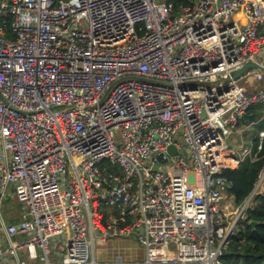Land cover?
Returning a JSON list of instances; mask_svg holds the SVG:
<instances>
[{"label": "built area", "instance_id": "built-area-1", "mask_svg": "<svg viewBox=\"0 0 264 264\" xmlns=\"http://www.w3.org/2000/svg\"><path fill=\"white\" fill-rule=\"evenodd\" d=\"M262 25L264 0H0V204H24L0 264H108L115 236L145 258L110 264L219 263L264 181L235 205L223 174L253 158L226 140L264 113V69L231 75L264 67Z\"/></svg>", "mask_w": 264, "mask_h": 264}, {"label": "trees", "instance_id": "trees-1", "mask_svg": "<svg viewBox=\"0 0 264 264\" xmlns=\"http://www.w3.org/2000/svg\"><path fill=\"white\" fill-rule=\"evenodd\" d=\"M179 2L180 0H175ZM261 113V105L252 106L240 120L248 123ZM264 130V122L258 127ZM258 136L252 140L253 158L245 157L236 166H225L223 174L231 180L228 189L235 205H240L252 191L260 169L264 166V136L257 149ZM254 206L246 210L234 232L228 236L220 249L217 264H264V181L263 191L254 194ZM254 221L255 224H251Z\"/></svg>", "mask_w": 264, "mask_h": 264}, {"label": "rangeland", "instance_id": "rangeland-1", "mask_svg": "<svg viewBox=\"0 0 264 264\" xmlns=\"http://www.w3.org/2000/svg\"><path fill=\"white\" fill-rule=\"evenodd\" d=\"M260 28L261 31L264 32V25H262ZM263 52L264 49L262 53ZM259 122H264V113H262L260 117L257 116V118L251 122H240L238 125V131L241 135V139H239V141L243 144L251 146L252 140L258 136V131L260 129L257 127ZM181 142L182 146L179 148V153L184 156L185 160L191 165L193 162L189 155L188 146L183 140H181ZM23 206V202H20L14 193V186L12 182L8 183L5 188L3 200L0 204V212L4 221L6 223L17 221ZM14 238L18 237L14 236ZM107 240L105 242L96 241L94 243V258L98 262L110 264L114 261L116 253H120L125 261L141 263V261L144 260L145 249L135 238L115 236L108 238ZM18 254L20 257H22L21 251H19Z\"/></svg>", "mask_w": 264, "mask_h": 264}, {"label": "crops", "instance_id": "crops-1", "mask_svg": "<svg viewBox=\"0 0 264 264\" xmlns=\"http://www.w3.org/2000/svg\"><path fill=\"white\" fill-rule=\"evenodd\" d=\"M263 53H264V52H263ZM263 53H261V55H260L261 59L264 58V54H263ZM239 139H241V135H240V133H239V131H238L237 134H233V135L229 136V137L227 138V140H226V143H227L228 147L232 148V147H234L235 145L240 144ZM251 148H252V147H251ZM236 165H237V164H236ZM236 165H234V166H236ZM262 191H263V186L260 188V191H259V192H262ZM109 213H111V211L108 210V211H107V214H109ZM112 213H113V211H112ZM127 238H134V237H127ZM113 239H114V238H113ZM109 240H110V239H109ZM109 240H107V241L110 242ZM144 258H145V257H144ZM115 261H121L122 263H131L130 261H125V260L123 259V257L121 256L120 253H116L115 259H114V261L111 262V263H115ZM142 261H143V260H142Z\"/></svg>", "mask_w": 264, "mask_h": 264}, {"label": "water", "instance_id": "water-1", "mask_svg": "<svg viewBox=\"0 0 264 264\" xmlns=\"http://www.w3.org/2000/svg\"><path fill=\"white\" fill-rule=\"evenodd\" d=\"M251 67H258V68H262V69H264V67H262L261 65H259L257 62H248V63L244 64L241 68H239V69H237V70H235V71H232V72H231V75H232V77H236L237 75L243 73L247 68H251ZM189 84L194 85L195 82H190ZM168 151H169L171 154H173L174 151H175V147H174V145H169V146H168ZM155 167H156V165L153 166V168H155ZM250 223H251V224H255L254 221H250Z\"/></svg>", "mask_w": 264, "mask_h": 264}]
</instances>
